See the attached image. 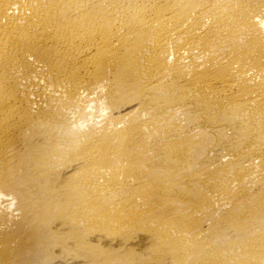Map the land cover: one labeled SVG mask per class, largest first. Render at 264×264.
<instances>
[{"label": "bare ground", "instance_id": "1", "mask_svg": "<svg viewBox=\"0 0 264 264\" xmlns=\"http://www.w3.org/2000/svg\"><path fill=\"white\" fill-rule=\"evenodd\" d=\"M0 264H264V0H0Z\"/></svg>", "mask_w": 264, "mask_h": 264}, {"label": "rangeland", "instance_id": "2", "mask_svg": "<svg viewBox=\"0 0 264 264\" xmlns=\"http://www.w3.org/2000/svg\"><path fill=\"white\" fill-rule=\"evenodd\" d=\"M72 214V213H71ZM41 261V260H40Z\"/></svg>", "mask_w": 264, "mask_h": 264}]
</instances>
